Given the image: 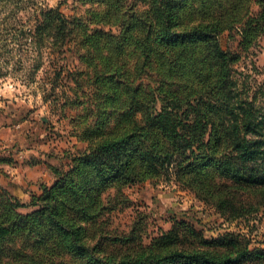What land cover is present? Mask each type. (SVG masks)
Wrapping results in <instances>:
<instances>
[{
    "label": "trees",
    "instance_id": "1",
    "mask_svg": "<svg viewBox=\"0 0 264 264\" xmlns=\"http://www.w3.org/2000/svg\"><path fill=\"white\" fill-rule=\"evenodd\" d=\"M78 2L103 6L106 16L117 13L115 22L91 12L93 22L78 24L82 30H88L87 21L100 25L86 37L93 47L95 40L104 41L108 64L96 81L97 92L101 86L104 91L99 108L95 104L101 112L84 129L92 136L85 151L67 170H56L50 186L28 204L6 197L0 264H264V247H251L245 234L205 238L181 222L148 243L145 238L136 243L135 228L109 233L101 210L102 194L112 186L171 176L227 218L264 207V112L232 74L235 61L264 31V0H258L255 13L243 15L240 39L231 50L219 39L223 22L235 11L229 0H195L201 18L188 26L179 19L188 0H148L147 11L125 14L119 0ZM37 20L38 41L48 30L57 52L64 53L61 47L73 30L69 17L48 8ZM130 44L138 52L133 60ZM184 71L190 78L175 80ZM24 206L33 209L19 213ZM16 238L22 243L6 250Z\"/></svg>",
    "mask_w": 264,
    "mask_h": 264
},
{
    "label": "rangeland",
    "instance_id": "2",
    "mask_svg": "<svg viewBox=\"0 0 264 264\" xmlns=\"http://www.w3.org/2000/svg\"><path fill=\"white\" fill-rule=\"evenodd\" d=\"M119 1L124 14L148 10V0ZM188 1V6L180 10L182 26L201 18L195 13V0ZM229 1L235 8L234 16L223 22L225 30L219 36L226 50L237 47L243 15L246 18L258 9V0ZM48 8H57L70 19L73 30L61 47L64 53L57 52L58 44L52 43L48 30L37 39V19ZM102 8L78 0H0V215L6 197L11 195L28 204L43 186L57 179L56 170L65 171L71 166L92 138L84 129L92 127L96 114L101 112L98 108L104 88L101 86L97 92L100 85L96 81L106 72L108 62L103 55L104 41L95 40L93 47L86 37L89 30L100 25L87 21L88 30H82L78 24L88 19L93 22L91 12L102 15L104 22H115L117 13L106 16ZM101 28L108 30V25ZM130 46L128 54L133 60L138 52ZM123 63L131 67L128 59ZM232 69L239 87L244 85L264 112V31L248 51L242 52ZM179 75L175 77L178 82L190 78L187 71ZM151 78L153 82L158 79ZM123 103L128 105V101ZM114 106L121 107L122 103ZM101 202L108 232L123 235L135 228L136 243L141 238L148 243L173 225L186 222L201 230L205 238L241 233L251 239V247H264V207L239 218H227L213 203L201 199L194 189L173 176L120 188L112 186L103 192ZM32 209L24 206L17 211L26 214ZM21 243L16 238L6 250Z\"/></svg>",
    "mask_w": 264,
    "mask_h": 264
}]
</instances>
